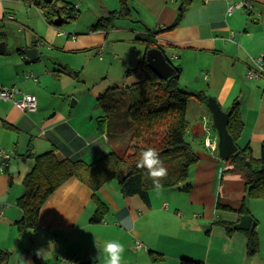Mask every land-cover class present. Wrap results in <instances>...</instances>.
<instances>
[{"label":"crops","instance_id":"obj_1","mask_svg":"<svg viewBox=\"0 0 264 264\" xmlns=\"http://www.w3.org/2000/svg\"><path fill=\"white\" fill-rule=\"evenodd\" d=\"M167 1L147 0V6L156 17L151 22L145 19L144 34L153 31L167 58L174 66L180 67L181 72L183 67H194L195 75L201 76L197 80L203 78L208 84L209 95L206 94L214 96L224 111H229L233 103L239 101L243 129L236 143L241 149L249 147L253 157L259 159L264 143V75L250 80L247 72L255 67V57H264V0H250L248 8L234 10L233 13L228 12L229 5L241 0H195L186 10L180 25L163 32L161 30L171 25L177 16V11L170 8ZM0 10H3L1 0ZM4 11L7 9L3 14ZM252 15L258 19H252ZM9 16L14 15L9 14L8 20ZM16 20L15 15L9 22ZM2 32L0 30V34ZM103 38L104 32L68 35L63 48L66 52H78L100 46ZM0 41H5V38ZM32 46L21 42L16 45L15 51L19 56L0 64V84L16 85L38 97L43 90L59 83L64 87L71 83V78L64 71L67 67L41 71L30 65L34 62L24 66L22 51ZM168 50L171 53H167ZM7 51L6 44L5 53ZM43 69H48L44 63ZM34 71L40 73V85L36 84L39 79ZM27 73L33 74L37 80L27 78ZM143 78L136 79L134 83ZM42 99L38 100L39 108L35 113L23 112L13 103L0 99V119L14 127L8 129L0 125V150L14 152L8 173H0V229H4L0 250L11 252L8 264H35L37 249L48 250L42 253L46 264H65L63 256L74 264H107L108 254L102 249L108 242L123 245L121 264H181L183 259L199 264H264V219L251 211L260 246L259 252L250 256L246 231L236 230L229 234L227 228L218 223L235 224L241 215L217 209L216 189L214 182L209 180H195L194 184H189L191 188L188 191L194 192L190 201L192 205L201 206L200 214L193 213L196 208L191 211L184 205L181 200L184 196L180 194L184 188L180 186L162 188L169 189L168 192H150L149 203H146L139 196H123L119 183L111 180L97 192V197L108 206V210L104 219L95 223L92 218L98 204L92 189L77 178H71L58 187L42 206L38 228L19 234L16 221L23 212L16 201L21 195L10 202V187L17 178L24 179L30 172L34 156L55 149L62 159L84 160L90 164L118 149L123 137L129 133L125 125L120 127L121 113L125 114L128 101L121 105L118 117L115 114L108 119L116 125L113 128L91 113L67 111L64 106H57L49 115L48 105ZM78 102L74 99L73 105ZM199 111L205 123L202 125L195 120L197 123L190 124L189 120L187 141L195 152L204 154L203 137L208 135V128L213 136L217 133L211 130L210 121L206 118L208 107L201 103ZM12 166L17 168L13 174L10 173ZM243 183L239 190H233L229 197H225V203L221 202L220 195V202L237 207L245 199L251 207L254 200L247 196L245 181ZM4 198L5 201H1ZM126 217L135 222L133 232L121 224ZM136 241L143 243L141 249H137ZM96 246L100 257L94 262L91 252ZM154 255H161V259H154Z\"/></svg>","mask_w":264,"mask_h":264},{"label":"trees","instance_id":"obj_2","mask_svg":"<svg viewBox=\"0 0 264 264\" xmlns=\"http://www.w3.org/2000/svg\"><path fill=\"white\" fill-rule=\"evenodd\" d=\"M25 1H31L35 5L41 4L37 0ZM58 1L62 2V7L57 5ZM178 1L180 8L174 22L161 31H171L178 27L186 10L195 0ZM119 2L120 9L112 10L107 16L102 17L92 27L93 31L105 30L115 20L131 16L132 0H119ZM69 5L71 3L65 0H53L51 3H45L44 17L46 21L54 25L58 10L63 19L75 14L77 12L76 6ZM155 37L153 31H148L145 34H139L136 39L145 46V50L160 48L164 51ZM4 38L5 33L2 32L0 40ZM64 71L69 72L68 68H65ZM139 71L144 73L142 80L126 88H109L98 97L104 102L103 108L107 113L114 110L115 104L119 105L120 102L128 101L125 114L121 113L120 126L124 128L125 125L129 133L128 136L123 137L118 149L90 164L84 160L62 159L55 149L34 156V165L23 179L25 192L16 201L17 206L23 212L22 217L16 221L20 233L29 228H38L42 206L58 187L71 178H77L92 189L93 198L98 204L92 218L95 223L101 222L108 210V206L97 197V192L112 179L118 181L123 196H139L144 202L149 203V193L155 189L153 181L146 169L137 167L141 153L149 148L154 149L159 154L168 170L167 178L161 181L163 188L179 186L184 188L185 184L189 187L190 167L199 160V156L186 139L189 127L188 104L191 97H196L207 106L209 96L205 92L192 93L182 89L179 85L180 67H178L177 74L169 79L160 78L149 68L146 53L136 68L127 71V75ZM229 111L228 130L236 142L243 129L239 101L236 100ZM108 119L110 118L106 115L103 122ZM1 124L8 129H14L12 125L0 119ZM106 125L113 128L116 126L110 120L107 121ZM227 162L226 171L231 173L242 172L247 196L264 199V143L262 156L259 159H255L251 149L247 147L245 149L239 148L234 155L227 159ZM217 209L236 212L239 215L250 214L245 199L237 207L222 204L218 200ZM218 223L224 225L229 234L236 231L232 222L219 221ZM245 233L248 238V255L253 256L259 252V234L256 229ZM10 258L11 252L0 250V264H8ZM154 259H161V255H156ZM34 261L35 264H46L44 259L37 256L34 257ZM181 264L199 263L183 259Z\"/></svg>","mask_w":264,"mask_h":264},{"label":"rangeland","instance_id":"obj_3","mask_svg":"<svg viewBox=\"0 0 264 264\" xmlns=\"http://www.w3.org/2000/svg\"><path fill=\"white\" fill-rule=\"evenodd\" d=\"M71 3L72 6H76L77 12L70 17L62 18L61 25L49 24L45 17L43 10H45V2H41L39 5H35L31 1L25 0H1L3 10L7 11L3 14V10H0V30L5 33V41L8 47V51L5 54H0V64L4 60H10L19 53L15 51L16 45L21 42L22 44L32 46L36 44L40 53L39 60L30 64L37 66L41 71L46 70H62L67 67L69 72L66 73L71 78V83L67 86H62L60 83L48 90H43L41 95L37 98L42 102L47 103L49 115L54 112L52 109H56L57 106H64L67 111L77 112L82 114L91 113L94 118L104 119L103 116H109L113 118L118 113L120 115L121 105L115 104L114 110L111 113H107L104 110V102L98 99L100 93L105 92L109 88L119 87L126 88L144 76L142 71L136 72L132 75H127V71L137 67L138 62L145 53V46L141 44L136 38L139 34L144 33L145 22L152 21L156 15L147 6V0H132L131 16L126 18H120L109 24L107 29H99L93 31L92 27L96 25L102 17L108 15L111 10L120 9L119 0H65ZM59 7L63 4L61 1L57 2ZM69 5V6H71ZM167 5L170 8H174L176 11L180 8L178 0L175 2L167 1ZM16 15V22H9L8 15ZM247 14V13H246ZM251 18L258 17L251 16ZM146 19V20H145ZM21 28V29H20ZM86 32H104V38L100 46L89 47L86 50L78 52H66L64 49V40L68 35H82ZM60 33L61 35H59ZM23 49V48H21ZM167 53H171L170 50ZM19 56V55H18ZM43 63L48 66V69H43ZM25 64V65H24ZM24 66H28L23 61ZM194 67H183V71L179 77V85L182 89L192 92L200 93L205 92L209 95L208 84L202 80L198 81L197 77H201L200 74L195 75ZM38 70V71H40ZM58 70V71H59ZM38 71L33 73L38 77L39 81L36 84H41V77ZM201 73V71H200ZM28 74V73H27ZM97 91V92H96ZM98 93V94H97ZM210 97H214L211 96ZM215 98V97H214ZM79 101V104L73 105V100ZM200 101L196 97H191L188 104V120L190 124L198 120L203 125L205 120L202 119V115L199 111ZM206 117L210 121V128L217 133L218 131L213 126L212 114L208 111ZM101 116V117H99ZM106 120V119H105ZM105 124L107 121L104 122ZM195 123V124H196ZM190 124L188 131L190 129ZM193 124V125H195ZM121 127V126H120ZM189 133L186 134V139L189 140ZM206 135V134H205ZM205 137V136H204ZM203 137V140L205 139ZM219 138V136H218ZM125 140V139H124ZM196 148V146H194ZM204 154H198L199 160L191 165L189 171L188 183L194 184L195 180H209L210 183L214 182L216 189V201L220 200L225 203V197H229L232 191H237L243 186L245 181L242 172H228L226 171L228 162L219 155V149L215 153L202 147ZM12 156L14 152H11ZM253 156V155H252ZM15 162V159H13ZM34 165V164H33ZM9 169L5 168L1 172H7ZM204 174V176H202ZM244 180V181H243ZM112 182H118L116 179H112ZM191 187L184 185L182 194V201L186 207H189L191 211L196 208V214H200L201 206L192 205L190 197L194 193L188 191ZM10 202L14 197H19L25 192L23 179H16L11 187ZM168 192L169 189H162ZM151 193L157 192L156 190L150 191ZM162 192V191H160ZM254 201L250 205L247 204L250 211H255L257 217L264 219V199L251 198ZM13 203V202H12ZM247 203V202H246ZM15 206V204L13 205ZM252 209V210H251ZM6 210V209H5ZM252 215V214H251ZM17 229V226H16ZM33 229H27L32 232ZM4 235V229H0V237Z\"/></svg>","mask_w":264,"mask_h":264},{"label":"water","instance_id":"obj_4","mask_svg":"<svg viewBox=\"0 0 264 264\" xmlns=\"http://www.w3.org/2000/svg\"><path fill=\"white\" fill-rule=\"evenodd\" d=\"M38 2L51 3L53 0H37ZM57 17L55 19V25L59 26L62 22V16L59 10L57 11ZM6 52V42L0 41V54H4ZM25 63L30 64L39 60V49L36 44H33L31 48L24 49L23 51ZM146 58L148 61L149 68L156 73L162 79H169L170 77L177 74L178 67L174 66L170 60L165 55L164 51L160 48H151L146 51ZM207 107L212 114L213 126L218 131L219 136V155L222 159L227 160L230 156L234 155L239 147L234 141L232 135L228 130V123L230 118V111H224L217 99L214 97H209L207 102ZM17 171V168L10 169V173L13 174ZM11 176L10 185L12 183ZM1 201H5V198ZM256 227V221L253 216L250 214L241 215L240 220L234 224V229L236 230H245V231H253ZM209 228V226H208ZM207 230V228H206ZM91 256L93 261H97L100 257L99 247L96 246L94 250L91 252Z\"/></svg>","mask_w":264,"mask_h":264},{"label":"built area","instance_id":"obj_5","mask_svg":"<svg viewBox=\"0 0 264 264\" xmlns=\"http://www.w3.org/2000/svg\"><path fill=\"white\" fill-rule=\"evenodd\" d=\"M175 2V0H169ZM251 5L250 0H241L236 3H232L228 7V12L233 13L234 10L245 9ZM44 13V10H43ZM10 20H14V16H9ZM255 67L250 68L247 72V78L250 80L257 79L264 75V57L257 56L254 59ZM27 78H32L35 81L37 78L33 74H27ZM207 77V75H206ZM0 99L4 102L13 103L18 109L27 113H35L39 108V101L36 95L27 93L24 90L18 88L16 85L5 86L0 84ZM208 135L204 139V145L211 151H218L219 138L217 135H212L208 128ZM12 159V153L7 149L0 150V170L3 171L5 168H9ZM1 212V211H0ZM2 214V212H1ZM137 249L143 247V243L136 241ZM62 260L65 264H74L69 260L67 256H63Z\"/></svg>","mask_w":264,"mask_h":264},{"label":"clouds","instance_id":"obj_6","mask_svg":"<svg viewBox=\"0 0 264 264\" xmlns=\"http://www.w3.org/2000/svg\"><path fill=\"white\" fill-rule=\"evenodd\" d=\"M137 167L147 170L148 175L153 181L155 190L157 192H160L163 188L161 181L167 178L168 170L164 166L163 161L160 159L159 154L151 148L143 151L140 155L139 160L137 161ZM121 224L129 232H133L135 229V222L132 221L131 217L122 219ZM47 251L48 250L37 249L35 254L38 258L44 259L42 253ZM102 251L108 254L107 264H121L120 254L124 251L123 245L108 242L103 246Z\"/></svg>","mask_w":264,"mask_h":264}]
</instances>
